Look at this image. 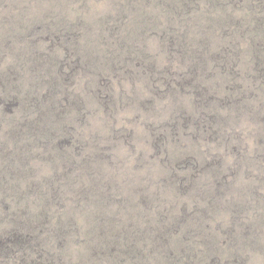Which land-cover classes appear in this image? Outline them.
<instances>
[{
  "label": "rangeland",
  "instance_id": "rangeland-1",
  "mask_svg": "<svg viewBox=\"0 0 264 264\" xmlns=\"http://www.w3.org/2000/svg\"><path fill=\"white\" fill-rule=\"evenodd\" d=\"M181 5L0 0V98L12 97L0 103V174L70 228L61 250L54 237L46 244L66 260L93 264L99 222L139 234L147 264L184 248L194 264H264V78L254 77L250 32L231 25L264 15V0H189L176 13ZM171 35L182 51L167 48ZM202 91L212 94L200 104ZM207 111L213 120L196 124ZM29 120L52 133L48 151L17 137ZM45 178L59 200L33 189Z\"/></svg>",
  "mask_w": 264,
  "mask_h": 264
},
{
  "label": "trees",
  "instance_id": "trees-1",
  "mask_svg": "<svg viewBox=\"0 0 264 264\" xmlns=\"http://www.w3.org/2000/svg\"><path fill=\"white\" fill-rule=\"evenodd\" d=\"M187 1L189 0H180V2H182L185 7ZM184 6L181 5V8L179 10H175L176 13L188 14L189 11L187 12ZM254 18H256L255 21L245 25L242 23V21H236L237 17H235L233 18L234 23L231 25H233L232 30L236 33H242L243 29L250 32L249 35L247 34V37L248 42H250L251 45L250 48L252 50L250 57L253 63V69L255 70V72H253L254 77L263 80L264 15H259ZM230 22V20H226L224 23ZM216 23L218 25L220 24L221 27L224 26V23L222 20H220V18H218ZM216 23L213 21L212 25L216 26ZM165 44L167 45V48H169L173 53H175V50L180 52L182 51L181 48H183L182 46L179 47V45H177V40H175V37L173 35L169 36V43ZM140 53L141 50H139L140 57L136 62L142 64V54ZM182 53L180 55H182ZM225 54L226 52H222L221 54L216 53V55H214L218 59V63L219 61L222 62ZM128 59L130 60L131 56H128ZM232 65L233 64L230 65V67L232 68L231 72L233 73L232 76L235 77V75H241V72ZM153 68L156 69L154 63ZM188 73L191 74V72ZM66 75L64 76L66 77ZM161 76H157V79H159L158 77ZM260 77H262V79ZM181 78H183V76ZM237 86L239 87L240 85ZM236 88L237 87H234V89ZM256 88L258 87H253V89L248 91L249 93L251 91V95L249 97H254V95L256 94V92H254V89L256 90ZM202 92L203 99L200 101V104L210 101V96L212 94L207 93L206 91ZM243 95H238L240 98L236 97V99L233 98L232 100L236 103H239L240 101H242ZM226 101L228 100L223 99V102ZM0 103L1 106L3 105L5 107L7 105H12V97L8 96L7 98H0ZM30 104L34 105L32 102H30ZM260 104L261 105H258V111L264 109V101H262V103ZM213 115L214 114L212 112L208 111L203 112L202 114L200 113V116L196 117L195 123L198 124L201 120H204V123L207 121H212L214 118ZM183 119L187 121L189 118L184 117ZM175 121H172L170 128L173 132H175L174 130L176 129V125H178V123ZM38 122L40 121L29 120L28 124L23 123L21 128L18 129L19 132H17V137H27L28 145L26 146L28 147H35L36 149H39L40 152H42L43 150L48 151L49 146H54V144L57 142L52 141V133H45ZM157 136L163 135L159 134ZM158 139L160 138H157V141ZM174 173L175 171H172L173 175H175ZM7 175H9V172L7 173ZM57 175L58 174H55V176ZM4 177L5 180L8 179V177L4 174H0V221L5 222L4 226L0 228V264H78L79 261L82 263V258H79L77 260L72 259L73 262L67 259L69 261L68 263V261L63 257L62 253L53 252V250L46 247V244L50 242V237H54V239L60 246L64 244V240H67L68 238L66 237V235H68L70 228L66 225H61L60 222H52L51 217L54 214L51 216L48 208H41V210H38L37 208L34 210L32 206L34 202H29L28 198L26 197L29 193H27L25 188L22 186L15 187V185L9 186L8 184H5L3 182ZM48 179L49 178H45L44 180L39 179V184L41 185L34 186L33 189L49 191L50 194L47 193V196L49 198L53 200H59L58 197L61 193L60 189L54 185H47L48 188H46V185L42 183L47 182ZM84 190H86V188L81 189V192H84ZM47 203L48 201L46 200V204ZM101 225L102 224H100L99 222H95L92 236L94 234V236L98 237V239L95 240V242L92 244L91 249H89V255L86 254L92 260L93 264H147V259H149V257L144 254L143 248L138 245V240H143V238L139 234H136V232L129 233L124 228L115 230L114 233H112L110 229H108L107 231V229L101 227ZM65 227H67V229ZM171 230L172 229L168 230V233L167 229L162 230L161 233H159L158 239L166 242V235H168ZM110 235L113 236L110 237ZM62 248L63 246L60 247V250ZM183 250L186 249H180V251H175L174 249L168 250L165 257H167L169 264H178L181 261V256H183L184 258H192L191 256L194 255L188 253L187 251L189 250H186L185 252H183ZM185 264H194L193 258L191 260H188ZM208 264H218L217 257L214 256Z\"/></svg>",
  "mask_w": 264,
  "mask_h": 264
}]
</instances>
